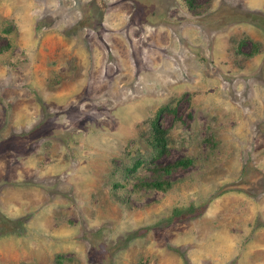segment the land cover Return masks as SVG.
<instances>
[{
	"label": "rangeland",
	"instance_id": "374dc122",
	"mask_svg": "<svg viewBox=\"0 0 264 264\" xmlns=\"http://www.w3.org/2000/svg\"><path fill=\"white\" fill-rule=\"evenodd\" d=\"M262 200L264 0H0V264H261Z\"/></svg>",
	"mask_w": 264,
	"mask_h": 264
},
{
	"label": "trees",
	"instance_id": "16d2710c",
	"mask_svg": "<svg viewBox=\"0 0 264 264\" xmlns=\"http://www.w3.org/2000/svg\"><path fill=\"white\" fill-rule=\"evenodd\" d=\"M162 111H169V108L166 105L158 108V111L156 112L157 115H155L150 122L151 133L149 146L152 150L153 158H159L167 151L166 131L158 121V115H160ZM190 161V158L182 157L177 158V160L168 164L157 165L156 169H152V171L154 172V176L150 178V180L140 182L139 185L144 188H153L155 190L163 191L169 185V182L166 178L163 177V175L170 173L172 170L178 167L187 165ZM135 164L136 162L133 163L132 168L135 166Z\"/></svg>",
	"mask_w": 264,
	"mask_h": 264
},
{
	"label": "crops",
	"instance_id": "0c3cea01",
	"mask_svg": "<svg viewBox=\"0 0 264 264\" xmlns=\"http://www.w3.org/2000/svg\"><path fill=\"white\" fill-rule=\"evenodd\" d=\"M247 204H251L250 206H252V204H254V203H247ZM259 204H260V205H264V200H262ZM254 205H256V204H254ZM247 209L249 210V212H247V213H248V215H250V214H251L250 207L247 208ZM255 209H257V208L255 207ZM259 209H260V208H259ZM261 209H264V207H261ZM263 211H264V210H263ZM250 217H251V216H250ZM261 264H264V262L261 263Z\"/></svg>",
	"mask_w": 264,
	"mask_h": 264
}]
</instances>
